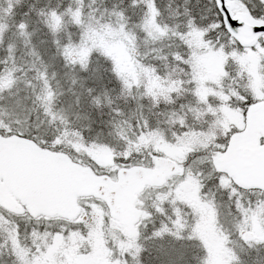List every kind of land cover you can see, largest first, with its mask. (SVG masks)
Segmentation results:
<instances>
[{"label": "snow or ice", "instance_id": "obj_1", "mask_svg": "<svg viewBox=\"0 0 264 264\" xmlns=\"http://www.w3.org/2000/svg\"><path fill=\"white\" fill-rule=\"evenodd\" d=\"M0 264H264V0H0Z\"/></svg>", "mask_w": 264, "mask_h": 264}]
</instances>
